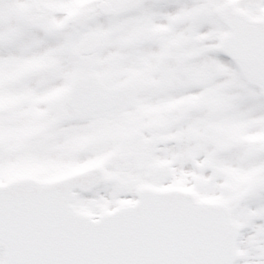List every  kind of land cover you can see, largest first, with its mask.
I'll return each mask as SVG.
<instances>
[{
	"label": "snow or ice",
	"instance_id": "snow-or-ice-1",
	"mask_svg": "<svg viewBox=\"0 0 264 264\" xmlns=\"http://www.w3.org/2000/svg\"><path fill=\"white\" fill-rule=\"evenodd\" d=\"M0 264H264V0H0Z\"/></svg>",
	"mask_w": 264,
	"mask_h": 264
}]
</instances>
